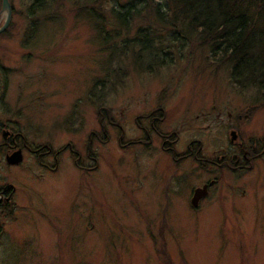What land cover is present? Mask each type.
Instances as JSON below:
<instances>
[{
  "label": "rangeland",
  "instance_id": "374dc122",
  "mask_svg": "<svg viewBox=\"0 0 264 264\" xmlns=\"http://www.w3.org/2000/svg\"><path fill=\"white\" fill-rule=\"evenodd\" d=\"M28 2L10 0L0 32V122L34 148L59 150V166L40 165L27 150L16 164L0 157V187H15L0 207V264H264V154L222 178L195 210L191 188L211 171L190 159L174 171L154 132L150 146H133L157 107L155 125L176 132V149L191 143L219 154L233 123L239 141L262 144L264 89L235 82L232 64L198 36L177 39L145 16L103 41L90 18L77 16L79 3L59 0L47 11L53 17L34 25ZM112 5L97 8L108 17ZM4 19L0 12V26ZM138 27H156L160 54H141L137 41L125 46L121 35ZM93 131L105 142L92 141L98 165L84 173L66 144L92 165L85 151ZM52 153L42 158L47 165ZM169 173L180 176L168 182Z\"/></svg>",
  "mask_w": 264,
  "mask_h": 264
},
{
  "label": "trees",
  "instance_id": "16d2710c",
  "mask_svg": "<svg viewBox=\"0 0 264 264\" xmlns=\"http://www.w3.org/2000/svg\"><path fill=\"white\" fill-rule=\"evenodd\" d=\"M57 1L29 0L26 13L31 23L35 25L37 18L45 21L53 17L54 13L47 11ZM99 1L73 3H79L77 16L90 18L101 40L131 31L133 21L145 16L150 22L167 25L172 29L169 35L177 39L198 36L199 42L210 45L212 56L232 64L230 76L235 82L264 89V0H110L113 5L108 17L98 10ZM121 36L126 47L133 41L140 43L141 54L150 58L160 54L154 45V40L161 37L156 27H138L134 36Z\"/></svg>",
  "mask_w": 264,
  "mask_h": 264
},
{
  "label": "flooded vegetation",
  "instance_id": "af4514ba",
  "mask_svg": "<svg viewBox=\"0 0 264 264\" xmlns=\"http://www.w3.org/2000/svg\"><path fill=\"white\" fill-rule=\"evenodd\" d=\"M160 110L161 108L157 107L152 109L150 112H148L145 115V117L148 120V127H145L144 125L139 126L142 132L144 133L145 137L133 138V146H150L151 143L153 142L150 132H154L161 139L160 149L162 150L163 153L166 154L168 159H171V161L169 160L167 161L169 167L172 166L169 162L172 163L173 161L174 171H176L177 167L182 162H185V160L187 159H190L191 161H193L194 164H197L198 168H205L211 171L207 177L203 176V180L197 183L196 185H193V187L191 188L192 194L189 199V202L195 210L199 209V207L201 208V203L209 198L214 185L218 184L222 178L228 179V177H230L234 171L241 170L242 172H244L245 170L251 167L252 163L255 160L259 159L264 154V136L261 139L262 144L259 143L249 144L243 140L239 141L238 130L235 127H233L235 125L234 123L232 124L230 131L234 130L236 133V137L233 140L230 139L229 141L230 145L227 147V149L222 150V152L219 154H215L214 152L213 153L211 152L210 155H203L204 152L201 149V145H199L198 149H193L190 147L191 143L188 144L187 150L176 149L175 145L178 140L176 132L172 131L171 133L166 134L161 130H159L158 127L155 125V123L161 121V117L157 115V112ZM230 114L231 113H229V115ZM237 118L240 119L241 115L239 114ZM101 129H102L101 130L102 133L104 134L103 136H105L106 129L104 124H102ZM94 139H99L105 142V140L102 138V136H100V134L97 131H93L88 134V142L86 146L85 155L93 162L92 165L85 166L81 164L79 161L81 159L80 158L81 154L73 149L71 143L68 142L66 144V147L69 148L72 154L74 153L77 154V156L74 158V162L76 166L82 169L84 173L93 170L98 165L97 155L94 151H92L91 148V144ZM118 142L120 144V140H118ZM234 145H236V147H234ZM23 150H27L34 153L35 158L37 159V163H39L40 165H44L46 167L49 166V169L51 170H55L59 166L58 164L59 161L57 156L59 150L54 151L52 153L51 148L46 145H40L34 148V145H32V143H28L27 141H25V137L24 135L21 134L20 131H17L13 128H6L4 123L0 122V157L4 158V161L7 165L16 164L9 162L10 156L12 155V153L19 151L21 155V159H20L21 161L23 159ZM51 153L54 161L53 164L47 165L42 160V158L44 156L50 155ZM168 176H169L168 182H170L172 177L175 175L169 173ZM179 176L180 173L178 174V176H175L174 178ZM176 183H177L176 185L178 186L179 184L178 180H176ZM232 184H233L232 182L227 181V186L231 189H234L232 187ZM197 187H205V188L203 195L197 200L196 204L193 205L192 196L194 194V190ZM14 192H15V187L11 184L9 185L4 184L0 187V207L7 205V203L11 201L10 198L14 194ZM177 204L181 205L180 203ZM168 205L165 204L166 207ZM163 216H165L164 213Z\"/></svg>",
  "mask_w": 264,
  "mask_h": 264
},
{
  "label": "water",
  "instance_id": "95a60500",
  "mask_svg": "<svg viewBox=\"0 0 264 264\" xmlns=\"http://www.w3.org/2000/svg\"><path fill=\"white\" fill-rule=\"evenodd\" d=\"M0 12H5V19L2 23V25L0 26V32H2L8 26V23H9L10 18H11L10 0H1ZM235 137H236L235 131L231 130L230 131V139L233 140ZM20 159H21V155H20L19 151H17V152L12 153V155L10 156L9 162L18 163L20 161ZM204 188L205 187H197L194 190V194L192 196L193 205H195L197 200L203 195Z\"/></svg>",
  "mask_w": 264,
  "mask_h": 264
}]
</instances>
